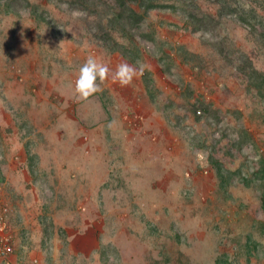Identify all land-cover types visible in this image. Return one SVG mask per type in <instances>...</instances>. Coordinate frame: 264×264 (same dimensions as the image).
Instances as JSON below:
<instances>
[{"label":"rangeland","instance_id":"rangeland-1","mask_svg":"<svg viewBox=\"0 0 264 264\" xmlns=\"http://www.w3.org/2000/svg\"><path fill=\"white\" fill-rule=\"evenodd\" d=\"M12 1L0 0L10 264H264V0L127 2L131 23L113 0ZM88 56L144 72L80 101Z\"/></svg>","mask_w":264,"mask_h":264},{"label":"clouds","instance_id":"clouds-1","mask_svg":"<svg viewBox=\"0 0 264 264\" xmlns=\"http://www.w3.org/2000/svg\"><path fill=\"white\" fill-rule=\"evenodd\" d=\"M144 67H135L127 62L117 65L114 71L94 56H88L85 63L79 68L78 76L74 82L73 91L75 98L80 101L88 100L94 94L100 92L101 85L109 78L112 83L120 87H128L134 78L142 76Z\"/></svg>","mask_w":264,"mask_h":264},{"label":"trees","instance_id":"trees-1","mask_svg":"<svg viewBox=\"0 0 264 264\" xmlns=\"http://www.w3.org/2000/svg\"><path fill=\"white\" fill-rule=\"evenodd\" d=\"M118 6H120V10L118 9V11L115 13V16L117 19L119 20H125L128 23L134 22V18L136 15L135 10L129 6L128 3H132V2H143V0H113ZM128 2V3H127ZM147 2H150V0H148ZM27 4L26 0H14L12 2H9L7 4L8 7H17V8H25V5ZM141 6H143V3H140ZM151 2L150 5L148 3V5L146 6H151ZM146 6H144V8H147ZM133 20V21H132ZM199 108L201 109V111L203 113L208 114H212L214 113L213 109H211L210 107H208V105H204L202 103L199 104ZM200 109H196L198 110L199 113H201ZM212 112V113H211Z\"/></svg>","mask_w":264,"mask_h":264},{"label":"built area","instance_id":"built-area-1","mask_svg":"<svg viewBox=\"0 0 264 264\" xmlns=\"http://www.w3.org/2000/svg\"><path fill=\"white\" fill-rule=\"evenodd\" d=\"M0 210L2 211L1 206ZM3 215H0V261H3V264H10L9 257L13 252V234L6 218V208L3 209Z\"/></svg>","mask_w":264,"mask_h":264}]
</instances>
